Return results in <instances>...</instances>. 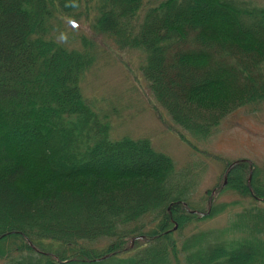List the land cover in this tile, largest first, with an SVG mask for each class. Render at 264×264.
<instances>
[{
	"label": "trees",
	"instance_id": "16d2710c",
	"mask_svg": "<svg viewBox=\"0 0 264 264\" xmlns=\"http://www.w3.org/2000/svg\"><path fill=\"white\" fill-rule=\"evenodd\" d=\"M143 6L144 0H0L4 264H171L180 252L185 264H264V186L254 184L255 170L247 185L249 166L231 163L226 178L259 205L208 239L201 232L187 237L179 249L174 223L181 230L182 212L198 219L183 205L171 160L147 140L109 139L79 88L91 54L59 44L51 25L84 7L93 12V31L123 50L143 51V77L172 120L206 135L232 103L226 81L246 102L264 98V9L236 0H163L137 19ZM215 20L219 25L211 26ZM18 136L35 156L45 152L47 166L19 159L8 145ZM146 217L156 221L148 232L135 225ZM101 239L112 242L100 251L83 245Z\"/></svg>",
	"mask_w": 264,
	"mask_h": 264
},
{
	"label": "rangeland",
	"instance_id": "374dc122",
	"mask_svg": "<svg viewBox=\"0 0 264 264\" xmlns=\"http://www.w3.org/2000/svg\"><path fill=\"white\" fill-rule=\"evenodd\" d=\"M162 1L144 0L136 18ZM236 1L264 9V0ZM94 15L91 11L88 14L84 7L77 16L57 18L51 22L52 34L59 44L69 49H86L93 58L80 80L81 95L101 122L107 124L109 139L147 140L157 152L171 160L175 172L173 182L184 192L187 202L184 207L189 208L190 213L195 211L198 219L190 221L183 216V212L182 217L181 213L176 214L181 217V230L178 231L177 225L171 236L178 243V248L193 234L201 232L206 236L229 229L236 214L259 205L248 193L242 192L239 184L227 185V178L224 184V176L231 163L241 161L255 170L254 184L264 186V98L246 102L244 97L233 94L226 81L223 93L233 96L227 112L206 135L191 134L176 124L153 96L141 70L146 59L143 51L133 48L123 50L109 36L93 31ZM210 25L216 27L219 22L215 20ZM228 42L238 44L233 39ZM260 58L264 60V55ZM216 80L221 82L224 77H217ZM8 145L15 147L21 161L30 162L38 158L43 166L49 162L45 152L35 156V147L31 148L20 136L11 139ZM7 151L8 146L0 141V156ZM249 175L252 178V172ZM20 187L28 189L25 185ZM153 218H142L135 225H143V231L148 232L156 223ZM229 237V233L224 236L226 239ZM111 242V239H101L83 245L100 251ZM133 247L134 242L129 248ZM178 254L179 260L172 259L171 264H185L183 253ZM0 264L4 263L0 261Z\"/></svg>",
	"mask_w": 264,
	"mask_h": 264
},
{
	"label": "water",
	"instance_id": "95a60500",
	"mask_svg": "<svg viewBox=\"0 0 264 264\" xmlns=\"http://www.w3.org/2000/svg\"><path fill=\"white\" fill-rule=\"evenodd\" d=\"M226 173H227V172H226ZM250 173H251V169H250ZM250 179H251V175H249V177H248V180H247V183H248V184H249V182H250ZM225 183H226V174H225V176H224V184H225ZM183 205H184V204H183ZM210 205H211V203L208 204V210L210 209ZM192 213H195V211H193ZM176 228H177V225L174 224L172 230H175ZM133 241H134V240H131V245H132ZM107 257H109V255L105 256L104 258H107Z\"/></svg>",
	"mask_w": 264,
	"mask_h": 264
}]
</instances>
